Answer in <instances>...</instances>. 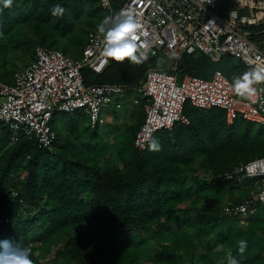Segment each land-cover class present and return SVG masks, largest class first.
I'll return each instance as SVG.
<instances>
[{"label":"trees","instance_id":"trees-1","mask_svg":"<svg viewBox=\"0 0 264 264\" xmlns=\"http://www.w3.org/2000/svg\"><path fill=\"white\" fill-rule=\"evenodd\" d=\"M111 1L116 9L124 2ZM57 4L65 9L62 17L51 14ZM105 16L107 10L88 0H13L9 8L0 0V40L18 43L24 56L33 57L38 46L59 40L69 54L68 43L81 49ZM19 31L35 39L19 42ZM254 41L264 49V33ZM152 62L111 59L100 75L86 69L85 83L139 85ZM214 66L202 55H184L178 75L203 77ZM133 111L135 123L127 124L115 145L106 142L100 124L89 125L86 134L82 119L88 117L82 113L62 114L63 130L53 121L52 150L25 137L12 145L0 142V213L11 219L0 227V241L29 249L33 264L48 258L53 264H219L211 256L216 250L240 264H264V207L243 222L221 216L225 205L240 204L252 192L253 182L240 188L224 175L264 149V126L255 130L242 120L230 126L222 110L187 106L190 126L156 133L147 151L139 152L134 141L144 106ZM154 140L158 151L151 150ZM241 240L247 242L243 254Z\"/></svg>","mask_w":264,"mask_h":264},{"label":"built area","instance_id":"built-area-1","mask_svg":"<svg viewBox=\"0 0 264 264\" xmlns=\"http://www.w3.org/2000/svg\"><path fill=\"white\" fill-rule=\"evenodd\" d=\"M102 4L111 15L131 10L140 25L138 45L147 52L148 62L160 55L175 54L171 73L151 69L142 84L87 85L84 71L102 74L111 59L103 56L104 41L99 32L88 34L82 58L75 60L62 51L38 46L34 61L15 72L14 83L3 82L0 73V142L11 145L25 137L40 148L52 150L56 142L53 121L57 114L83 113L96 128L108 107L123 108L131 93L133 106H144L145 121L136 134L134 146L146 152L156 133L172 131L175 126L188 127L191 119L187 106L198 110L219 109L225 112L227 124L242 120L264 125V85H255L252 100L238 97L233 77L216 70L212 78L178 75L179 60L184 55H202L212 63L235 59L243 72L264 67V49L254 38L264 33V0H125L114 11L111 0H88ZM236 75V76H238ZM224 177L244 188L251 181L252 192L240 204L229 202L221 216L245 219L264 207V157L236 168ZM17 194H14L16 196ZM3 195L0 193V206ZM10 217L0 213V227Z\"/></svg>","mask_w":264,"mask_h":264},{"label":"clouds","instance_id":"clouds-1","mask_svg":"<svg viewBox=\"0 0 264 264\" xmlns=\"http://www.w3.org/2000/svg\"><path fill=\"white\" fill-rule=\"evenodd\" d=\"M5 8L11 7L13 0H2ZM51 14L54 17H62L65 9L60 5H53ZM140 25L135 14L131 10H121L110 16H105L97 25V30L103 36L104 47L103 56L110 58L117 63L129 61L133 65L142 64L147 59V52L141 50L138 45V29ZM174 53L169 59H178ZM255 85H264V67H253L243 72V74L234 76L232 87L234 93L245 100H252L257 94ZM259 91L264 92V87ZM151 150L158 151L159 144L153 141ZM247 248V242H239V252L244 253ZM0 264H33L30 259V250L13 244L9 240L0 241ZM228 264H240V262L229 253Z\"/></svg>","mask_w":264,"mask_h":264},{"label":"rangeland","instance_id":"rangeland-1","mask_svg":"<svg viewBox=\"0 0 264 264\" xmlns=\"http://www.w3.org/2000/svg\"><path fill=\"white\" fill-rule=\"evenodd\" d=\"M95 3L98 4L99 6H102V4L98 2H95ZM118 9L119 8L116 9V7H114L113 10L118 11ZM105 10H107L109 15H111L110 10L108 9H105ZM84 28L85 27L82 25L81 29H84ZM16 34H18V36H15V39L19 40V42H23L29 39V43H30L31 41L35 39L34 33L25 34L24 32L19 31ZM57 41L58 42H49L48 47L50 49L64 51V49L66 48V45H65L66 43L59 41V40ZM68 44L70 45V48H69L70 53L67 55L75 60L81 59L84 45L81 49H79L78 47L71 45L72 43H68ZM6 47H9V50L6 51L5 53L4 51L7 49ZM21 48L22 46L19 45L18 43L16 45H13L12 43L5 45L3 43V40H0V64L2 65V67L0 65V73L3 76V82L5 83L12 82L13 84L15 71L17 69L29 66L34 61L33 55L31 54V56L30 55L24 56L21 51ZM175 62L176 61H174V59H169L168 56L160 55L158 58L153 59L152 65H150V69H154L158 71H168L173 68ZM2 63H7V65H3ZM215 69H219L225 72L227 75H228L227 72H230L231 76L234 72H236L235 75H238L242 70L241 64L239 61L235 59H225L221 63H216L213 69L204 73L202 76L206 79L212 78V75ZM228 76L231 77L230 75ZM134 97H136L135 93H131V95L127 97L124 103L125 108L122 109L121 111H116L113 107H108L107 110L103 113L102 118H101L102 121L100 122V128L106 139V142H108L109 145H115L116 140L117 141L121 140V137L123 136V133L125 132V129L127 127V124L135 123L137 115L133 111L135 109V107L132 105V99ZM81 116L82 114L80 113L77 115V118H81ZM64 117L65 115H62V114H57L55 116L54 124H56V127L58 129L63 127L64 124L62 123L61 118H64ZM82 120H83L82 130L85 131L86 134H90L91 131L89 129V125H90L89 119L83 118ZM252 124H254L255 130H258L262 126H264V125L255 124V123H252ZM63 129L64 128H62V130ZM260 157H264V149L263 150L258 149L255 152L248 154L246 156V160L251 161V160L258 159ZM199 163H200V159L196 161V166H198ZM149 250L150 252H153L154 249L150 248ZM217 255H218L217 250L211 252V256L214 259L219 260V264H225L223 260L227 258L228 252H223L219 256ZM146 260H149V259H146ZM44 264H53V263H52V260L48 258L45 260Z\"/></svg>","mask_w":264,"mask_h":264},{"label":"crops","instance_id":"crops-1","mask_svg":"<svg viewBox=\"0 0 264 264\" xmlns=\"http://www.w3.org/2000/svg\"><path fill=\"white\" fill-rule=\"evenodd\" d=\"M124 2H125V0H124ZM124 2H123V3H124ZM123 3H122V4H123ZM122 4H121V5H122ZM121 5H119V9H120ZM119 9H118V10H119ZM234 76H236V75H234ZM142 83H143V82H142ZM142 83H140V84H142ZM105 85H108V84H105ZM111 85H121V84H111ZM124 86H135V85H124ZM124 103H125V100H124V102H123V108H122V109L125 108ZM134 107H135V108H137V107L139 108L140 106H134ZM122 109H121V110H122ZM121 110H116V111H121ZM144 111H145V110H144ZM82 114H83V113H82ZM83 115H85V114H83ZM86 116H87V115H86ZM87 117H88V116H87ZM89 121H90V120H89ZM101 121H102V120H101ZM90 125H91V123H90Z\"/></svg>","mask_w":264,"mask_h":264}]
</instances>
